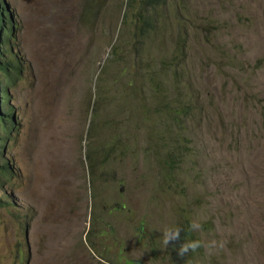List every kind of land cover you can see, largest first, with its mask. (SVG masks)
<instances>
[{"label": "rangeland", "instance_id": "374dc122", "mask_svg": "<svg viewBox=\"0 0 264 264\" xmlns=\"http://www.w3.org/2000/svg\"><path fill=\"white\" fill-rule=\"evenodd\" d=\"M5 1L0 264H264V0Z\"/></svg>", "mask_w": 264, "mask_h": 264}, {"label": "clouds", "instance_id": "9594fccd", "mask_svg": "<svg viewBox=\"0 0 264 264\" xmlns=\"http://www.w3.org/2000/svg\"><path fill=\"white\" fill-rule=\"evenodd\" d=\"M13 15L14 12L9 7L8 3L5 0H0V64L11 63L15 65L16 62L20 61L22 65L24 61L19 55L20 51L17 49V41L13 38L15 29V19ZM9 28L12 29L11 32ZM22 70L23 68L21 67V71ZM2 76L0 71V78ZM191 227L195 229L199 227V225L194 222ZM181 232L182 229L179 226L167 227L163 230L162 236L164 246H171L176 256L183 258L190 251H196L201 246V242L198 240L182 241Z\"/></svg>", "mask_w": 264, "mask_h": 264}, {"label": "trees", "instance_id": "16d2710c", "mask_svg": "<svg viewBox=\"0 0 264 264\" xmlns=\"http://www.w3.org/2000/svg\"><path fill=\"white\" fill-rule=\"evenodd\" d=\"M98 2H99V0H84L82 2V14H85V13L88 14L92 8V16L95 17L97 9L100 6ZM146 2L149 4H154V3H157L158 0H146ZM136 14L139 15V18L141 20L139 22L138 26L142 27V31H143L142 33H144L145 31H147L149 29L154 28L153 24L151 22L147 21L141 12H137ZM9 30H10V32L12 31V29H10V28H9ZM21 67H22V65H21L20 61L16 62L15 65H12L11 63L10 64H5V63L0 64V71H1V74L3 75L0 78V109H1V105H2L1 100L3 99V101L6 102V100L8 99V90L11 88V86L14 85L15 78L20 77ZM135 116H137V115H135ZM135 116L129 115L128 118L133 119V118H135ZM10 120H11V115L9 113L6 114V113L0 112V128L3 127L2 124H5L6 121H10ZM181 234H182V241H185L184 240L185 235H188V236L190 235L189 233L184 232V231H182ZM191 240H193V239L186 240V241H191ZM132 264H140V263L139 262H135V263L132 262Z\"/></svg>", "mask_w": 264, "mask_h": 264}, {"label": "bare ground", "instance_id": "6f19581e", "mask_svg": "<svg viewBox=\"0 0 264 264\" xmlns=\"http://www.w3.org/2000/svg\"><path fill=\"white\" fill-rule=\"evenodd\" d=\"M1 14H2V12H1Z\"/></svg>", "mask_w": 264, "mask_h": 264}]
</instances>
